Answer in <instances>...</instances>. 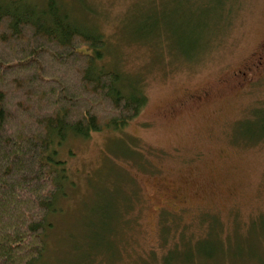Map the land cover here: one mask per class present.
I'll use <instances>...</instances> for the list:
<instances>
[{
	"label": "rangeland",
	"instance_id": "374dc122",
	"mask_svg": "<svg viewBox=\"0 0 264 264\" xmlns=\"http://www.w3.org/2000/svg\"><path fill=\"white\" fill-rule=\"evenodd\" d=\"M61 2L147 102L59 147L36 264H264V0Z\"/></svg>",
	"mask_w": 264,
	"mask_h": 264
},
{
	"label": "trees",
	"instance_id": "16d2710c",
	"mask_svg": "<svg viewBox=\"0 0 264 264\" xmlns=\"http://www.w3.org/2000/svg\"><path fill=\"white\" fill-rule=\"evenodd\" d=\"M63 7L0 0V264L44 257L49 216L67 193L59 156L67 138L118 131L147 102L138 85L125 86L128 75L103 64L110 49L101 28L87 29Z\"/></svg>",
	"mask_w": 264,
	"mask_h": 264
},
{
	"label": "flooded vegetation",
	"instance_id": "af4514ba",
	"mask_svg": "<svg viewBox=\"0 0 264 264\" xmlns=\"http://www.w3.org/2000/svg\"><path fill=\"white\" fill-rule=\"evenodd\" d=\"M255 64L256 66H258L259 64L261 65L264 64V45H263L262 51L260 52V58L257 59V62Z\"/></svg>",
	"mask_w": 264,
	"mask_h": 264
}]
</instances>
